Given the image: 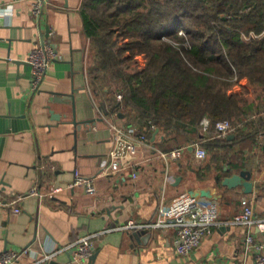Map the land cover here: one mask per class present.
<instances>
[{"label":"crops","instance_id":"obj_1","mask_svg":"<svg viewBox=\"0 0 264 264\" xmlns=\"http://www.w3.org/2000/svg\"><path fill=\"white\" fill-rule=\"evenodd\" d=\"M85 1L46 0L42 17L36 20L31 0H0V115H26L30 124L29 129L5 136L0 156V253L32 247L31 256L14 263L32 264L36 255L96 235L95 258L84 264H255L254 252L246 251L244 243L248 233L264 240V130L236 142L224 163L211 159L201 144H194L180 159L165 161L159 152L178 146L166 143L162 132L153 141L154 130L152 137L147 135L155 152L141 146L135 157L113 170L109 152L116 128H140L124 112H112L109 86L93 79ZM42 37L56 45L59 59L35 92L30 65L15 61H27ZM245 90L250 91L251 102L258 100L259 93L246 78L233 88L237 93ZM67 97L69 103H64ZM70 97L76 102L77 125ZM245 131L249 133L248 128ZM232 135L230 141L236 138ZM118 146L127 153L124 143ZM223 152L220 149V155ZM76 171L95 178V193L67 188ZM242 172L253 183L252 193H244L242 187L228 192L221 188L224 177ZM177 178L181 181L175 184ZM53 186L66 189L55 198L29 194L33 188L43 191ZM200 189H211L214 197L190 195V190ZM22 195L25 198L14 204ZM243 198L253 202L257 218L263 220L251 229L228 224L242 210ZM191 201L214 210L223 224L213 226L198 248L181 256L171 212L177 204ZM132 220L147 226L126 229ZM158 223L167 225L152 226ZM71 257L72 251H63L53 259L67 264Z\"/></svg>","mask_w":264,"mask_h":264},{"label":"trees","instance_id":"obj_2","mask_svg":"<svg viewBox=\"0 0 264 264\" xmlns=\"http://www.w3.org/2000/svg\"><path fill=\"white\" fill-rule=\"evenodd\" d=\"M84 24L93 79L140 132L152 137L154 125L166 143L201 144L224 163L236 142L264 130V0H86ZM139 55L146 65L134 69ZM244 78L258 103L233 91ZM205 117L239 124L235 140L204 136Z\"/></svg>","mask_w":264,"mask_h":264},{"label":"built area","instance_id":"obj_3","mask_svg":"<svg viewBox=\"0 0 264 264\" xmlns=\"http://www.w3.org/2000/svg\"><path fill=\"white\" fill-rule=\"evenodd\" d=\"M32 1V14L39 20L45 8L46 0H31ZM59 59L58 49L55 44L48 41L45 37H42L39 45L33 49L27 58V62L31 67V84L35 92L39 91L45 77L51 67V65ZM117 100L121 101L123 99V94H116ZM153 130L156 129L154 125L151 126ZM201 133L209 138L225 139L232 134H235L240 125H236L229 120H223L217 122L215 125L211 123V120L207 117L203 118L200 123ZM116 142L111 151L109 152V157L113 159L112 166L113 170L121 167V163L126 158H133L139 152L141 146L147 147L149 150L155 152L153 144L150 142V138L147 134L142 133L137 130L133 125L124 128H116ZM124 143L126 154L119 151V144ZM194 147V144L178 146L169 152H159V157L168 160L180 159L185 151ZM203 155V154H201ZM123 165V163H122ZM108 169V167H107ZM137 177V174H134ZM95 178L85 177L81 175L79 171L75 172V179L73 183L67 186L68 189L74 190L76 187H83L85 192L88 194H93L96 192V187L94 184ZM65 187L53 186L49 189L39 191L37 188H33L30 191V195L43 197L55 198L56 196L62 195L65 191ZM25 196H19L17 200L13 203H18L22 201ZM242 210L236 213L232 220L229 221L230 225H242L251 229L256 224L263 222V220L258 219L254 211L253 202L247 198L242 199ZM1 204V201H0ZM4 205H9V203H2ZM15 212H20L19 208H15ZM173 213V223L178 233V241L176 251L178 255L187 256L191 254L196 248H198L203 240L211 233L212 227L215 225H222L223 223L217 219L216 213L212 209L204 210L199 205L194 202H184L182 204H177L176 208L171 212ZM157 225L152 226H158ZM162 226L167 224L162 223ZM147 225L138 224L135 221H130L125 227L126 229H143ZM96 235H90L79 239L76 243L67 245L53 251L49 254L43 256H35L34 262L32 264H42L49 261L60 252H70L72 251V263L73 264H84L88 261L94 251V237ZM244 247L248 252H254L255 254V264H264V240H256V238L248 233L245 237ZM33 253L32 247H27L23 250H6L0 253V264H14L17 260H20L24 256H31Z\"/></svg>","mask_w":264,"mask_h":264},{"label":"water","instance_id":"obj_4","mask_svg":"<svg viewBox=\"0 0 264 264\" xmlns=\"http://www.w3.org/2000/svg\"><path fill=\"white\" fill-rule=\"evenodd\" d=\"M17 64H25L27 61H15ZM27 64H29L27 62ZM68 97H67V101H64V103H69L68 102ZM70 101L72 103L73 106V116H74V121L73 124H78L77 118H76V102L73 99V97H70ZM58 101V100H57ZM30 128V124L29 121L27 119L26 115H22L19 117H13L12 115H0V156L2 154V149L5 143V139H6V135L7 134H11L20 130H26ZM160 132L159 129L156 130V132L153 135V141H155L156 136L158 135V133ZM234 138V135H230L228 137V139H232ZM229 172V171H228ZM248 173L242 172V173H235L232 174L230 176H226L222 179L221 182H219L221 188L225 189V192L228 191H235L237 188L242 187L244 193L249 194L252 193L253 191V183L249 180V175L247 176ZM217 180L219 181V178H217ZM181 181L180 178H177L176 183L178 184ZM5 184V183H4ZM5 191V189H4ZM190 195L192 197H214L211 189H200V190H190ZM28 196V195H27ZM216 199H219L220 197L216 196ZM7 249H5L6 251ZM92 259L95 258V255H93V257H91ZM42 264H63L60 263L54 259H51L49 261H46ZM67 264H73L72 263V257L70 258L69 262Z\"/></svg>","mask_w":264,"mask_h":264},{"label":"rangeland","instance_id":"obj_5","mask_svg":"<svg viewBox=\"0 0 264 264\" xmlns=\"http://www.w3.org/2000/svg\"><path fill=\"white\" fill-rule=\"evenodd\" d=\"M145 65H146V59H145V57L143 56V55H139L137 58H136V61H134L133 63H132V68H144L145 67ZM254 91H256L255 89H254ZM253 91V92H254ZM252 96H254L253 94H252Z\"/></svg>","mask_w":264,"mask_h":264}]
</instances>
